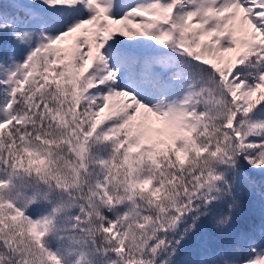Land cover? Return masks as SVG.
<instances>
[{
  "label": "snow or ice",
  "instance_id": "obj_1",
  "mask_svg": "<svg viewBox=\"0 0 264 264\" xmlns=\"http://www.w3.org/2000/svg\"><path fill=\"white\" fill-rule=\"evenodd\" d=\"M0 264H264V0H0Z\"/></svg>",
  "mask_w": 264,
  "mask_h": 264
}]
</instances>
